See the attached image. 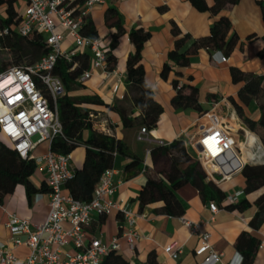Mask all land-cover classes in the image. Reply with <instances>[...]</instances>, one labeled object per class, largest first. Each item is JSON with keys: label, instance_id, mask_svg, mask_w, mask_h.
I'll list each match as a JSON object with an SVG mask.
<instances>
[{"label": "crops", "instance_id": "0c3cea01", "mask_svg": "<svg viewBox=\"0 0 264 264\" xmlns=\"http://www.w3.org/2000/svg\"><path fill=\"white\" fill-rule=\"evenodd\" d=\"M205 2L209 6L213 4V0ZM109 8L116 10L121 28L117 24L106 22L105 14ZM220 14L228 17L237 35L231 52L224 55L220 51L200 48L190 54L186 66L178 67L168 59V52L173 48L176 38L171 32V24L175 23L182 34L190 35V39L183 47L187 49L193 39L209 34V28L215 19L211 13L197 10L189 0H105L102 4L95 5L89 13L100 46L112 55L115 60L114 67L109 75H105L100 69H93L89 63L91 78L85 83L75 80L68 95L98 96L104 104L88 105L95 122L92 129L83 131V136H89L91 130H101L120 138L127 150L139 157L142 169L135 176L127 178L123 168L129 158L121 154L115 155L112 166L114 172L111 177L115 186L112 199L118 208L111 209L103 216L93 214L90 224L85 228V235L87 239L97 237L103 242L111 241L124 229L125 222L119 209L131 211L135 218L138 237L134 239L133 247H129L123 237L118 240L120 246L118 252L131 264H147L149 259H154L155 264H199L203 255H196L195 250L200 246L201 240L198 235L190 233L181 219L200 223V230L210 233L209 242L212 249L214 253L220 255V262L217 264L240 263L241 255L236 244L242 233L258 240L251 264H264V219L258 222L254 220L258 211L255 200L264 193V186L247 194L243 193L241 198L248 201L244 208H227V204L222 200L221 205L218 204L221 208L215 214L208 208L210 199L202 198L199 191L190 184L183 185L173 192L182 207L180 215L163 212L161 210L163 202L160 200L143 207L138 200V193L147 177L153 179L161 177L156 142L163 141L167 144L181 138L190 150L189 142L201 129L203 122L199 120L201 113L212 107H216L223 117L234 116L236 122L248 129L237 115L232 99L241 105L253 120L259 118V104L264 103V95L258 100L252 99L247 104L242 103L238 98V91L243 81L234 82L230 68L237 67L245 73L259 76L262 80L261 86L264 88V0H239L236 4L224 8ZM137 28L149 32V37L141 50V62L153 99L163 109L157 125L153 129H148L150 141L137 139L142 127L138 123L141 111L133 107L125 81L126 60L129 53L134 50L129 32ZM58 30L63 31L61 28ZM62 47L64 49L72 47V39L69 36H66ZM221 56H225L226 61H222ZM165 62L172 65V68L163 77L161 71ZM174 79H178L186 87H196L201 111L173 107L171 99L175 94L172 84ZM188 91L186 88L185 92ZM114 105L124 107L129 114L136 117L137 123L130 128H124L117 110L112 108ZM163 112L165 115H162ZM45 143H39L32 154L39 145ZM42 148L46 151V147ZM84 152V146L80 144L70 153L71 170L81 166ZM257 156L255 161L248 162H264V149L258 150ZM249 158L248 153H244L243 160ZM36 168L29 176L33 186L30 192L23 183H17L13 191L6 194L0 203V243L6 245L11 243V233L5 225L9 215L27 218L33 224L41 223L47 217L48 188L44 182V173L37 165ZM217 186L225 194L243 190L245 178L239 172ZM62 193L69 194L65 185ZM105 198L108 199L109 196ZM62 225L68 227L66 222ZM26 237V234L19 235L22 241ZM171 243H175L172 252L178 253L177 258L171 257L164 250ZM70 251L76 252L72 247H67L68 254ZM28 253L29 248L25 244L13 249V254L18 258H24Z\"/></svg>", "mask_w": 264, "mask_h": 264}, {"label": "built area", "instance_id": "2783aa9c", "mask_svg": "<svg viewBox=\"0 0 264 264\" xmlns=\"http://www.w3.org/2000/svg\"><path fill=\"white\" fill-rule=\"evenodd\" d=\"M23 1L17 33L21 36L31 35L35 31L42 34L50 52L33 64L11 65L0 72V140L9 143L21 158L33 159L44 173L49 211L46 219L37 224L27 218L8 216L5 225L11 233V243H0V264H102L110 250L119 251V238L123 237L128 246L133 247L134 239L138 237L135 218L131 211L119 209L125 222L119 235L109 242H103L97 237L87 239L85 228L90 224L92 215H106L111 209L118 208L112 199L115 186L111 177L114 170L111 167L101 173L90 201L83 202L70 194L65 195L62 193L63 186L73 175L71 155L51 150L50 144L54 136L62 134L57 100L63 95L65 87L62 79L53 73L57 59L63 58L69 63V70L73 71L79 65L76 56L87 49L93 69H100L105 75L112 72L108 67L107 53L100 46L99 39L80 32L91 9L105 0ZM7 33V28L0 29V36ZM66 36L72 39V47L64 49L62 43ZM221 60L226 61V57L221 56ZM91 75L87 67L77 76L76 81L85 83ZM6 79L7 83H3ZM90 116L94 119L91 112ZM199 120L203 121L201 129L189 142V147L200 162L208 181L218 185L231 179L241 172L249 160L257 159L258 150L264 149L253 132L236 122L234 116L223 117L216 107L202 113ZM34 136L37 137L35 141ZM137 139L150 141L146 126L140 128ZM42 142L48 144L47 151L34 156L32 151ZM156 143L165 144L163 141ZM244 153H250L251 157L243 160ZM242 195L243 190L228 192L223 202L228 205L237 204ZM208 208L215 214L221 207L216 201L210 200ZM181 221L191 234L198 235L201 240L195 250L196 255H203L199 264L219 263L220 255L214 253L209 242L210 233L201 231L200 223L187 219ZM64 222L68 227H63ZM21 234L27 235L24 241L19 238ZM22 244L28 246L29 253L24 258H18L13 254V249ZM174 246L175 243H171L164 250L171 257L177 258L178 253L172 252ZM67 247H72L76 252L68 254Z\"/></svg>", "mask_w": 264, "mask_h": 264}, {"label": "trees", "instance_id": "16d2710c", "mask_svg": "<svg viewBox=\"0 0 264 264\" xmlns=\"http://www.w3.org/2000/svg\"><path fill=\"white\" fill-rule=\"evenodd\" d=\"M23 0H0V29L7 28L8 33L0 36L2 51L0 54L10 56L8 62L0 63V72L8 66L19 64H33L50 52V47L46 43L42 34L33 32L28 36H21L17 33L16 27L20 19L21 11L17 4ZM199 11H207L215 16L209 28L207 36L193 39L190 47L183 49L185 42L190 39L187 33L182 34L179 27L171 24V32L176 37L173 48L168 52V59L178 67L186 66L191 53L200 48L208 51H220L228 55L237 35L232 29L228 17L221 15V11L229 5L236 4L239 0H213L212 5H207L205 0H189ZM116 20L114 21L113 19ZM105 20L109 24H117L120 27V19L113 8H109L105 14ZM80 32L90 38H96V31L89 16L85 17ZM149 37V32L141 28L131 29L129 39L134 46V50L129 53L126 60L125 81L130 92L131 102L134 108L141 111L138 123L153 129L157 125L162 107L153 99V93L145 80L143 64L141 62V50L144 42ZM107 53V63L109 69L114 67L115 60ZM79 62L78 67L70 71L69 63L63 58H58L53 69V73L58 75L65 86V93L57 100L59 121L62 127V134L53 137L50 148L59 153H71L78 145L84 146V159L80 167L73 170L72 177L65 183V187L70 195L75 199L88 202L93 197L95 186L101 173L113 166L116 154H121L129 158L124 165V172L127 178L138 174L141 167V160L135 154L129 152L125 143L118 137L101 130H91L89 136L84 137L85 129H92L94 119L90 116L89 104H104L98 96L68 95L71 86L75 84L77 76L88 67L90 53L84 50L76 56ZM172 65L165 62L162 67L161 76L165 77ZM230 73L234 82L243 81L238 91L239 100L247 104L252 99H260L264 95V88L261 86V78L252 73H245L237 67H231ZM175 94L171 99V104L176 109L194 108L201 111L197 100L196 87H186L178 79L172 81ZM188 88L189 91L185 92ZM236 113L248 127L255 133L264 147V103L259 104L260 115L257 120H253L244 108L234 99ZM117 110L121 124L124 128H130L137 123L136 117L129 114L122 106H112ZM207 111V110H205ZM203 111L202 113H204ZM201 113V114H202ZM157 153L160 159L159 179L147 177L138 193L140 206L143 207L154 201H162V211L169 215H180L182 207L174 195V191L179 187L190 184L194 186L202 198H209L221 205L225 193L212 181H207L205 172L195 157L187 147L185 141L176 138L170 143L157 146ZM251 157L250 153H248ZM36 164L33 159L21 158L6 141L0 140V203L4 196L13 191L17 183H23L28 192L33 188L29 181V176L34 172ZM245 178L243 193L247 194L264 186V163H247L241 170ZM45 182V180H44ZM46 184V182H45ZM47 186V185H46ZM248 204L245 198H241L237 204L226 205L227 208L242 209ZM258 211L255 221L264 219V193H261L255 200ZM103 216V215H99ZM258 240L242 233L237 241L236 247L241 255L240 264H251L253 254L257 248ZM102 264H131L127 258L118 252L110 250L103 258ZM147 264H155L154 259H149Z\"/></svg>", "mask_w": 264, "mask_h": 264}, {"label": "rangeland", "instance_id": "374dc122", "mask_svg": "<svg viewBox=\"0 0 264 264\" xmlns=\"http://www.w3.org/2000/svg\"><path fill=\"white\" fill-rule=\"evenodd\" d=\"M17 6H18V9H19L20 11H22V8H23V6H24V1H23V2H22V1L19 2V3L17 4ZM0 13H1V12H0ZM9 60H10V56H9V55H6V54H0V63H1L2 61H4V62H8ZM162 115H165V113L163 112ZM36 139H37V137L34 136V137H33V141H35ZM42 146H43V147H46V151H47V149H48V144H47V143L42 144V145H39V147H37L36 150H35L34 153H33L34 156H38V155H41V154H43V153L46 152L45 149L42 148ZM190 151H191L192 154H194V153L192 152L191 149H190ZM36 170H38V168H36ZM72 253H73L72 251L69 252V254H72Z\"/></svg>", "mask_w": 264, "mask_h": 264}, {"label": "bare ground", "instance_id": "6f19581e", "mask_svg": "<svg viewBox=\"0 0 264 264\" xmlns=\"http://www.w3.org/2000/svg\"><path fill=\"white\" fill-rule=\"evenodd\" d=\"M7 81H8V80L6 79V80L3 81V83H7Z\"/></svg>", "mask_w": 264, "mask_h": 264}]
</instances>
